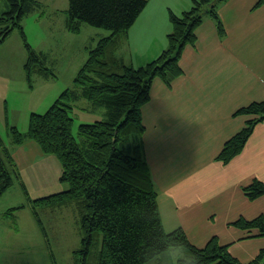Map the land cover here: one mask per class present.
<instances>
[{
  "label": "trees",
  "instance_id": "1",
  "mask_svg": "<svg viewBox=\"0 0 264 264\" xmlns=\"http://www.w3.org/2000/svg\"><path fill=\"white\" fill-rule=\"evenodd\" d=\"M4 1L0 44L14 30H20L28 53L25 64L28 78L36 73L50 77L46 53L38 52L28 43L22 24L40 2ZM222 1L225 0H193L191 8L181 14L170 11L172 29L166 47L157 57L135 66L117 52L148 0H69L66 23L69 31L80 32L81 25L88 23L112 33L90 49L72 88H66L45 113H31L26 132L13 125L9 135L13 146L34 140L46 154H54L61 161L60 180L67 182L68 188L30 198V203L40 222V209L76 203L82 238L80 247L74 251L75 264H264V247L254 258L243 262L217 236L199 247L184 228L167 231L145 151L142 108L151 99L153 81L159 78L170 86L183 73L182 53L186 46L196 44V29L205 13L214 19L219 35H226L218 13ZM262 4L264 0H259L255 6ZM81 98L105 106L107 111L103 119L82 123L76 138L71 111ZM236 114L250 118L224 144L218 155L223 163L242 152L256 125L264 121V98L241 107ZM0 142L1 197L14 184L13 173L17 174L19 168L12 150L1 139ZM243 191L254 200L264 195V182L254 179ZM23 207L11 208L9 212ZM230 224L245 230L256 229L258 235L264 236V214L252 219L240 217Z\"/></svg>",
  "mask_w": 264,
  "mask_h": 264
},
{
  "label": "crops",
  "instance_id": "2",
  "mask_svg": "<svg viewBox=\"0 0 264 264\" xmlns=\"http://www.w3.org/2000/svg\"><path fill=\"white\" fill-rule=\"evenodd\" d=\"M258 1L219 3L224 37L205 13L196 29V44L182 53L183 73L170 86L156 78L151 99L142 108L145 151L166 230L184 228L199 247L217 236L243 262L264 247V236L230 223L264 214V195L250 200L243 191L254 179L264 182V121L230 162L223 163L218 155L250 118L236 111L264 98V4L256 7ZM190 4L191 0L184 5ZM169 9L173 10L168 0H148L119 49L120 56L125 59L122 48L128 44L129 62L144 64L132 52L137 43L148 46L153 54L149 61L157 57L171 31ZM151 42L155 46L148 45ZM11 150L18 168L46 154L34 140Z\"/></svg>",
  "mask_w": 264,
  "mask_h": 264
},
{
  "label": "rangeland",
  "instance_id": "3",
  "mask_svg": "<svg viewBox=\"0 0 264 264\" xmlns=\"http://www.w3.org/2000/svg\"><path fill=\"white\" fill-rule=\"evenodd\" d=\"M38 1L39 7L28 13L22 24L28 43L38 52L46 53V65L52 75L45 77L36 73L28 78L25 69L28 53L20 30H14L0 44V139L10 149L13 144L9 128L15 125L26 132L31 113H45L66 88H72L90 49L102 37L112 33L88 23L81 25L80 32H71L66 26L69 0ZM168 1L173 8L167 11L169 18L170 11L181 14L193 4V0L190 6H185L190 0ZM4 9L5 1L0 0V13ZM148 45L155 46V43ZM122 50L129 62L131 47L125 44ZM132 52L136 53L138 62L143 60L144 64L153 57L144 44H132ZM117 54L120 56L119 50ZM106 111L105 106L86 98L79 99L71 111L76 138L82 123L103 119ZM2 157L0 142V159ZM19 166V172L13 173L14 184L0 197V264H75L74 251L80 247L82 238L76 203L56 209H40L41 222L30 203V198L68 188L69 184L60 180L61 161L54 154H45L26 166ZM22 205L23 208L9 212Z\"/></svg>",
  "mask_w": 264,
  "mask_h": 264
}]
</instances>
